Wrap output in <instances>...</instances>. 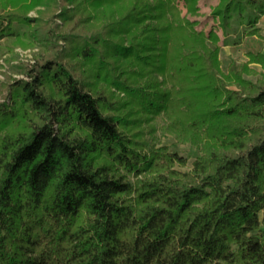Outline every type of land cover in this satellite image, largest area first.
<instances>
[{
  "label": "trees",
  "instance_id": "1",
  "mask_svg": "<svg viewBox=\"0 0 264 264\" xmlns=\"http://www.w3.org/2000/svg\"><path fill=\"white\" fill-rule=\"evenodd\" d=\"M41 2L0 0V35L28 36L27 11ZM49 3L42 16L56 13ZM67 11L81 28L64 36L77 59L42 58L0 103V264H264V0L217 8L227 33L234 17L246 24L233 42L247 60L226 66L174 0H79L76 16ZM141 40L144 66L171 83L156 101L151 78L132 66L115 79L94 46L125 55ZM161 111L200 150L188 170L186 156L144 137Z\"/></svg>",
  "mask_w": 264,
  "mask_h": 264
},
{
  "label": "rangeland",
  "instance_id": "2",
  "mask_svg": "<svg viewBox=\"0 0 264 264\" xmlns=\"http://www.w3.org/2000/svg\"><path fill=\"white\" fill-rule=\"evenodd\" d=\"M78 1L58 0L56 13L52 15V13L46 12L42 16L41 12L48 10L50 7L49 0H43V2L27 11L31 21L28 36L0 35V103L10 102L15 82L19 79H30L31 68L42 58L57 57L64 61L71 60V58L73 60L77 59L76 57L70 58L69 50L74 43H69L64 36L69 32L72 34V31H79L81 28L74 29L71 19L66 21L59 14L67 4V12L71 13V18L76 16L77 13L74 8ZM174 3L180 9V20L182 23L193 28L194 31L204 34L210 43L220 45V56L223 58L224 66L230 60H236L237 62L247 60L243 50L234 48L233 42V40L239 38L246 24L245 22H240L239 18L234 17V19L229 21L230 29L227 33V28L222 22L220 13L217 11V8L222 4V0H194L191 5L187 4L186 0H174ZM40 19H44L50 28L44 26V23L41 24ZM256 25L264 33V14L261 15ZM20 28L24 30L26 25H21ZM90 31V29H87L84 33L90 34ZM126 42L131 44L129 40ZM94 46L98 48L105 62L109 64L111 76H114L115 79L123 78L126 74H130L132 66L137 70L141 83L146 84V79L151 78L152 82L156 84L150 95L152 101L157 100L158 92L170 86L171 83L168 81L158 85L161 82L160 80L164 81V75L157 70L144 66L142 63V40L137 43L133 42V48L127 51L128 53L125 55L117 53L114 49V44L109 41H99ZM251 65L258 70L261 68L259 64L252 63ZM247 77L255 80L257 75L249 74ZM99 84L106 89H111L114 98L118 101L127 100L128 96L125 91L116 90L114 85L110 87L105 81L99 82ZM149 116V120L147 119L142 125L145 129L144 137L151 144L157 146L166 145L170 150L186 156L187 164L184 166L178 165V168L182 170L190 169L193 160L200 152L199 148L191 142H182L177 138L175 132L169 128L170 118L163 111L150 113ZM131 178L134 180V176Z\"/></svg>",
  "mask_w": 264,
  "mask_h": 264
}]
</instances>
